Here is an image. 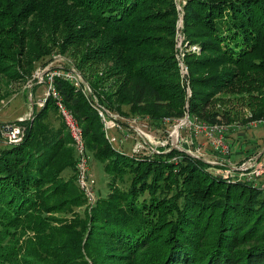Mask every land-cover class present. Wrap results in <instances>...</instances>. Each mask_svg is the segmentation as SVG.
<instances>
[{"label":"trees","instance_id":"1","mask_svg":"<svg viewBox=\"0 0 264 264\" xmlns=\"http://www.w3.org/2000/svg\"><path fill=\"white\" fill-rule=\"evenodd\" d=\"M175 5L0 0V77L7 85L25 80L55 47L67 52L90 32L79 64L100 102L120 115L163 125L188 112L230 124L229 107L213 106L237 93L250 111L240 123L264 119V0H186V36L201 46L200 54H187L188 79L173 53ZM54 84L110 176L108 191L91 212L77 209L86 197L69 147L74 140L62 115L52 121L59 106L48 96L23 120V140L0 148V264H89L85 244L92 264H264L261 185L225 178L178 147L129 155L109 142L79 87L60 77ZM51 209L73 217L55 226Z\"/></svg>","mask_w":264,"mask_h":264},{"label":"rangeland","instance_id":"2","mask_svg":"<svg viewBox=\"0 0 264 264\" xmlns=\"http://www.w3.org/2000/svg\"><path fill=\"white\" fill-rule=\"evenodd\" d=\"M174 1L176 3L175 6H176L177 16L175 18L176 22L174 24L175 33L174 36H172L173 45H174L173 53L176 61H178L180 75L188 79V76L190 74H188L189 73L188 71L185 72L186 70L185 67H188L186 63L187 54H191V53L200 54L201 46L199 44L191 43V41L186 36L184 13L182 8L183 5L186 3V0H174ZM157 7L166 8L167 6L160 4ZM169 13L170 12L168 11L165 14H169ZM89 35H91L90 32H84L82 39L76 42L72 47L74 48L76 53H79L78 56H76L72 52L73 51L72 48L67 52H62L59 50L57 51V47H55L53 49L52 55L49 56L47 59L38 62L36 64L34 71L32 72V75L26 78L25 80L21 78L19 81L15 80V82H10L7 85L5 82L6 80L2 78V76L0 77V93L4 94L2 99L0 100V136H2L3 138L0 140V148L8 144L4 137L5 135H3L1 131V126L3 122H15L17 120H20V117H23L24 119H28L31 117L35 105L42 107L40 106V101L47 98L46 93L49 87V77L52 72L57 71L58 69L63 70L64 68L67 71H70V69L75 68L76 72H78L81 76L84 77V75L87 74V71L81 68L79 64V58L83 53L82 52L83 49L88 45L89 42H91ZM98 40L100 41V38L97 39V42ZM43 80L45 81L40 82ZM54 83H55V79H54ZM93 90L97 94L94 88ZM187 90H188V94L191 95V89L188 87ZM238 96L239 95L237 93H234L231 96V99L233 101L232 100L226 101L225 104L221 103L220 101H216L213 106L214 109H218V110L224 109L223 111L226 110L225 108L229 107L233 119L236 120L233 123L230 124L227 123L229 124V129L225 131V134H227L226 136L228 142L230 143L232 151L230 155L227 157V160L224 161H226L227 163L235 164L237 162L247 159L249 156H257L258 153L262 152L260 159L264 163V122L258 125L252 123L255 120H251L250 122L247 121L245 124L243 122L240 123L239 121L246 119L247 114L250 113V111L246 104L243 105L244 103L242 104L241 102H239L240 99H238V101H235L237 98H239ZM51 111L52 110H50V113ZM111 111L117 114L116 117L118 119L117 123L120 126L117 128H112L109 131H106L105 135L112 145H114L118 149L124 150L129 155L142 156L153 153L151 149L153 147V144L151 147L149 144H147L149 142L147 136L155 137V142L159 140L165 142L166 140L169 141L170 139L173 142L174 137L172 136V133L178 127L179 129L178 142H177V137L175 136L174 138V145H176V147L184 150L183 148L185 147V144H187L188 145L187 148H190L192 151H196L194 149H196L198 145L204 144V151L206 152L204 156L207 159L214 158L212 156V151L210 150L211 147L207 142V139L202 135L199 136L195 135V132L191 128L190 126L191 124L187 119V114H186L187 112L182 117V119L176 120L175 122H169V119H167V122L165 124L160 125L158 122L151 121L147 118H142L140 116H123L114 110ZM50 116L52 118V121L55 124H58V119L59 116L61 117V113L58 110V112H52ZM22 122L23 121L21 120L19 123H21L22 127L26 128ZM145 140H148V142H146ZM140 142L142 143V147H139V150H136V147ZM69 147L75 149L77 158H79V153L77 146L75 145V140L74 142H72V144H69ZM93 152H96L95 148L88 146L87 149L86 147V154L88 156L87 178H88L89 186L94 193V197H95L94 202H92L90 197L81 187V181L79 178L80 171L77 160V172H76L77 183L80 190H82L84 196L86 197V201L83 204H81L80 207L77 208L80 212L85 210V208H88V210H90L91 212L90 207L91 205L96 203L100 193L104 195L108 191V181L110 176L105 172L102 162L96 156H94ZM63 175L66 177V172H64ZM258 182L259 184L264 182V175L258 179ZM55 198L60 199V197H55ZM51 200L53 201L55 199H51ZM48 214L50 215V217L57 219L55 220V222H53L55 226L60 225L61 223H65L67 222V220H71L73 217L71 213H68L65 210H58V209H51V211H49ZM29 233L31 235L34 234L33 232H28V234ZM86 236L83 241V246L85 243ZM82 253L83 255H85L88 263L92 264L91 259L88 258L90 255H89V251L86 248V244H85V248L82 247Z\"/></svg>","mask_w":264,"mask_h":264},{"label":"built area","instance_id":"3","mask_svg":"<svg viewBox=\"0 0 264 264\" xmlns=\"http://www.w3.org/2000/svg\"><path fill=\"white\" fill-rule=\"evenodd\" d=\"M185 72L188 71L187 67H185ZM56 77L63 78L69 82H73L74 85L79 87L83 93L87 96V98L91 101L92 105L96 107L100 118L102 119L104 123V127L106 131H109L112 128H117L120 125L117 123L118 119L117 114L113 113L111 109H109L106 105H103L98 95L94 92L92 86L90 83L81 76L78 72H76L75 68L70 69V71H67L65 68L58 69L57 71H54L51 73L49 77V87L47 91V97L52 95L55 97L57 104L59 106V111L63 117V120L67 124L72 137L75 140V145L77 146L79 158H78V167H79V178L81 181V187L86 192V194L90 197L92 202H94L95 197L93 190L90 188L87 178V170H88V156L86 154V144H85V138H84V132L82 129V126L79 123V120L75 115H73V111L69 109L64 101L63 96L54 86V79ZM40 81V82H44ZM47 99V98H46ZM46 99H43L40 101V106H43L45 104ZM187 114V119L189 120V123L191 124V128L195 132L196 136L202 135L207 139V142L209 143L212 151L213 159H207L204 155L206 152L204 151V144L198 145V147L192 151L190 148L184 147L183 149L187 151L188 153L196 156V157H202L206 159L209 163H211L210 169L217 173L221 174L223 177L228 179H247L250 181H254L256 184H259L258 179L264 175V163L260 159L261 153H258L257 156H249L247 159L237 162L235 164L227 163L224 160H227V157L230 155L232 149L230 146V143L227 139V134H225V131L229 129V126L225 123L215 122V123H209L205 121H201L198 119H190L189 114ZM23 121L24 118L20 117V120L15 122H3L1 126V131L3 135H5V139L7 143H19L23 140L24 137V131L25 128L21 126L20 121ZM264 122L263 119L255 120L254 124H260ZM173 136V135H172ZM147 139L145 140L148 142L147 144L150 145V147L153 144L152 152H161V147H168V150L171 149V147H176L174 145V138L173 142L171 139L169 141H156L155 137H149L147 136ZM77 141V142H76ZM155 142V143H154ZM155 144V145H154ZM139 147H142V143L140 142L136 150H139ZM210 156V154H209ZM262 188H264V182L259 184Z\"/></svg>","mask_w":264,"mask_h":264},{"label":"bare ground","instance_id":"4","mask_svg":"<svg viewBox=\"0 0 264 264\" xmlns=\"http://www.w3.org/2000/svg\"><path fill=\"white\" fill-rule=\"evenodd\" d=\"M188 113V112H187ZM189 114V113H188ZM189 117H190V119H197V118H192L191 116H190V114H189ZM180 119H182V118H180ZM177 120H179V119H177ZM176 121V120H175ZM27 134V133H26ZM172 135H173V137L175 138V136L177 137V142H178V137H179V129H178V127L175 129V131H173V133H172ZM169 147V146H168ZM187 148V147H186ZM241 162V161H240Z\"/></svg>","mask_w":264,"mask_h":264},{"label":"water","instance_id":"5","mask_svg":"<svg viewBox=\"0 0 264 264\" xmlns=\"http://www.w3.org/2000/svg\"><path fill=\"white\" fill-rule=\"evenodd\" d=\"M185 147H188V145H187V144H185Z\"/></svg>","mask_w":264,"mask_h":264}]
</instances>
